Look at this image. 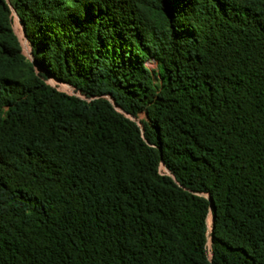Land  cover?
<instances>
[{"label":"trees","instance_id":"obj_1","mask_svg":"<svg viewBox=\"0 0 264 264\" xmlns=\"http://www.w3.org/2000/svg\"><path fill=\"white\" fill-rule=\"evenodd\" d=\"M0 264H264V0H0Z\"/></svg>","mask_w":264,"mask_h":264},{"label":"rangeland","instance_id":"obj_2","mask_svg":"<svg viewBox=\"0 0 264 264\" xmlns=\"http://www.w3.org/2000/svg\"><path fill=\"white\" fill-rule=\"evenodd\" d=\"M13 27L14 30L19 38V40L22 43L23 46V52L25 54V56L29 59V60H33V55H32V48L30 43L27 41L25 34H24V29L23 26L19 20V18L17 17V14L15 11H13ZM151 68H155L156 64H152L150 66ZM48 83L54 87H57L59 90L61 91H65L67 93L72 94L73 92L68 88L65 87L64 85H58L56 81L50 79L48 81ZM145 119V115H141L139 120H135L137 123H139L141 120ZM161 172L162 174H168V171L166 170V168L164 166L161 167ZM209 256L210 258H212V254H211V247L209 246Z\"/></svg>","mask_w":264,"mask_h":264},{"label":"water","instance_id":"obj_3","mask_svg":"<svg viewBox=\"0 0 264 264\" xmlns=\"http://www.w3.org/2000/svg\"><path fill=\"white\" fill-rule=\"evenodd\" d=\"M213 222H212V224L214 223V217H213V220H212ZM213 230V229H212Z\"/></svg>","mask_w":264,"mask_h":264},{"label":"built area","instance_id":"obj_4","mask_svg":"<svg viewBox=\"0 0 264 264\" xmlns=\"http://www.w3.org/2000/svg\"><path fill=\"white\" fill-rule=\"evenodd\" d=\"M65 87H67V86H65ZM69 88V87H68ZM70 89V88H69Z\"/></svg>","mask_w":264,"mask_h":264}]
</instances>
